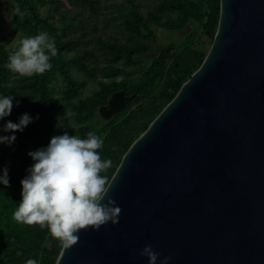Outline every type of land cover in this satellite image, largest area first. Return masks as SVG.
Returning a JSON list of instances; mask_svg holds the SVG:
<instances>
[{
    "label": "water",
    "instance_id": "water-1",
    "mask_svg": "<svg viewBox=\"0 0 264 264\" xmlns=\"http://www.w3.org/2000/svg\"><path fill=\"white\" fill-rule=\"evenodd\" d=\"M200 67L110 180L118 223L78 233L56 264H264V0H221ZM115 91L101 117L136 98Z\"/></svg>",
    "mask_w": 264,
    "mask_h": 264
},
{
    "label": "trees",
    "instance_id": "trees-1",
    "mask_svg": "<svg viewBox=\"0 0 264 264\" xmlns=\"http://www.w3.org/2000/svg\"><path fill=\"white\" fill-rule=\"evenodd\" d=\"M220 1L158 0L147 12L131 1L118 23L121 35L105 39L91 19L98 16L101 0H12L11 11L19 5L24 15H12L11 37L47 33L58 53L50 60L51 70L19 77L7 67L19 44L9 45L0 37V97H14L12 112L0 120V129L7 121L17 123L25 113L33 118L22 132L0 131L16 136L11 146L0 144V175L7 168L10 178V187L0 184V264H26L29 259L56 264L63 248L47 228L13 219L22 199L20 181L34 163L28 153L46 148L54 135L66 132L83 139L94 132L103 140L98 150L102 160L112 161L101 173L110 181L131 144L202 64L218 29ZM74 4L80 10L68 15ZM42 8L48 12L43 14ZM87 9L90 13L85 15ZM4 21L0 7V24ZM189 26L192 31L183 40L170 41L153 58H145L157 42L154 27L177 32ZM91 81L98 88L85 94ZM118 90L138 96L106 120L99 108Z\"/></svg>",
    "mask_w": 264,
    "mask_h": 264
},
{
    "label": "clouds",
    "instance_id": "clouds-1",
    "mask_svg": "<svg viewBox=\"0 0 264 264\" xmlns=\"http://www.w3.org/2000/svg\"><path fill=\"white\" fill-rule=\"evenodd\" d=\"M12 15H24L19 5L14 6ZM57 53L54 40L42 32L19 41L17 50L9 56L7 67L19 77L42 75L51 70L50 60ZM13 98L0 97V120L11 114ZM32 119L25 113L17 123L7 121L0 131L22 132ZM15 140V135H0V144L11 146ZM102 146V138L94 132L87 133V138L83 139L65 132L51 137L46 148L29 152L34 163L20 181L22 199L13 219L27 226L47 228L64 249L78 243L81 230L99 229L109 221L117 224L121 209L114 206L111 198L106 204L102 203L111 185L109 178L101 173L112 166L111 160H102L99 155ZM2 172L0 184L10 187L8 169ZM139 255L146 256L148 264H156L160 253L146 245ZM170 259L165 257L161 264H168ZM26 264L37 262L29 259Z\"/></svg>",
    "mask_w": 264,
    "mask_h": 264
},
{
    "label": "rangeland",
    "instance_id": "rangeland-1",
    "mask_svg": "<svg viewBox=\"0 0 264 264\" xmlns=\"http://www.w3.org/2000/svg\"><path fill=\"white\" fill-rule=\"evenodd\" d=\"M137 3L142 12H147L158 0H101L100 10L98 16H92L97 24V33L103 35L105 39H110L111 37L120 36L122 28L118 25L121 22V15L123 12L128 11L132 2ZM12 0H0V7L3 11L5 18L4 23L0 24V37L4 38L6 41L9 40V45L19 44V41L24 39L20 33H16L11 37L13 32L12 27V11H11ZM68 15L75 14L80 7L78 5H73L68 8ZM41 12L46 14L47 8H42ZM90 11L87 9L85 15H88ZM157 32V42L153 46L152 50L145 55L146 59L153 58L159 48L170 41H181L183 40L191 31L192 26H189L181 31L172 32L165 30L161 27H154ZM98 88L97 82H89L85 88V94H91L95 89Z\"/></svg>",
    "mask_w": 264,
    "mask_h": 264
}]
</instances>
